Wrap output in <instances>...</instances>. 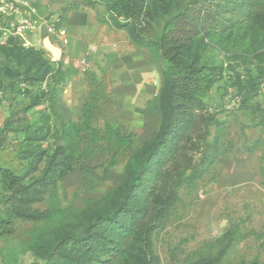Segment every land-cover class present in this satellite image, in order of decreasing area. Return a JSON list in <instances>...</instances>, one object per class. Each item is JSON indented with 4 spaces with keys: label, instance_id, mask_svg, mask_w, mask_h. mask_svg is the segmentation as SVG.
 Listing matches in <instances>:
<instances>
[{
    "label": "rangeland",
    "instance_id": "1",
    "mask_svg": "<svg viewBox=\"0 0 264 264\" xmlns=\"http://www.w3.org/2000/svg\"><path fill=\"white\" fill-rule=\"evenodd\" d=\"M29 1L34 14L0 10V165L32 187L20 209L39 217L14 214L12 191L0 175V264H46L38 253L47 256L95 216L113 212L120 188L139 168V149L160 122L164 60L154 46L127 41L126 30L112 33L116 15L108 7L117 0ZM166 2L189 19L205 12L206 28L220 19L224 0ZM72 10L95 25L77 53L68 50L66 28L60 35L44 23L59 14L65 21ZM168 18L151 21L145 39L157 40ZM232 22L196 36L201 60L221 66L223 75L203 94L212 122L186 141L174 200L152 218L156 264H264V13ZM103 35L109 40L102 42ZM44 37L62 49L61 57L44 48ZM29 46L58 60L44 81L13 59L7 62L13 74H4L5 56ZM84 103L91 104L88 114ZM67 153L70 169L52 183L42 179L50 159Z\"/></svg>",
    "mask_w": 264,
    "mask_h": 264
},
{
    "label": "trees",
    "instance_id": "2",
    "mask_svg": "<svg viewBox=\"0 0 264 264\" xmlns=\"http://www.w3.org/2000/svg\"><path fill=\"white\" fill-rule=\"evenodd\" d=\"M220 7L223 8L220 19L206 28L202 24L205 12L189 19L183 11L172 12L166 0H117L108 7V11L116 15L112 21L115 29L126 30L129 38L139 45L154 46L164 60V82L158 96L159 127L139 149V168L120 188L117 208L111 213L95 216L82 234L64 237L47 256L38 253L46 264L49 259H52L50 264H156L148 238L152 218L161 215L174 200L173 186L180 176L179 163L186 141L192 133L206 131L212 122L205 111L203 94L223 75L221 66L201 60L196 36L207 28L215 31L220 24L222 27L226 23L232 24L238 15L264 13V0H224ZM160 14L169 15V18L164 22L159 38L154 42L147 41L144 32ZM120 16L127 20L119 21ZM63 22L64 17L59 14L56 27H61ZM45 55L43 48L19 47L5 56L4 74H13L7 63L11 64L13 59L26 67L30 78L44 81L52 71V64L58 62ZM91 95L90 98L96 100L95 95ZM90 105L84 103L82 112L88 114ZM117 137L121 142L129 139L127 135ZM70 167L68 153L60 158L54 156L42 179L52 183ZM0 175L12 191L10 199L14 214L38 218L35 211L20 209L29 202L32 187L23 186L21 177L2 165ZM229 239L225 249L233 241L231 234Z\"/></svg>",
    "mask_w": 264,
    "mask_h": 264
},
{
    "label": "crops",
    "instance_id": "3",
    "mask_svg": "<svg viewBox=\"0 0 264 264\" xmlns=\"http://www.w3.org/2000/svg\"><path fill=\"white\" fill-rule=\"evenodd\" d=\"M82 15V16H81ZM62 28H66L69 34V51H74V53L79 52L81 49H83L84 47H87V43H86V34L91 31L93 28H95V25L93 23H90L87 21L86 17H85V13L82 14V12H77V11H70L67 14L66 20L62 23L61 25ZM112 33H120V31H124V30H117L114 29L112 30ZM123 33V32H122ZM124 38H126V40H130L129 36L127 34V32H124ZM126 35V36H125ZM100 40L102 42H105L107 40H109V37H106L105 35H103ZM102 53V52H101ZM135 56H130V58H134L137 57V53ZM100 57H102V54H99ZM99 60V59H97ZM134 81L129 82L130 87H134Z\"/></svg>",
    "mask_w": 264,
    "mask_h": 264
},
{
    "label": "built area",
    "instance_id": "4",
    "mask_svg": "<svg viewBox=\"0 0 264 264\" xmlns=\"http://www.w3.org/2000/svg\"><path fill=\"white\" fill-rule=\"evenodd\" d=\"M0 10L2 11H10V12H17V13H28L34 14L36 12L35 7L31 5L29 0H0ZM57 21V17L55 19L45 21L44 23L47 26V30L53 33H59L60 35H64L63 28H57L55 22ZM63 43H67L66 38H60Z\"/></svg>",
    "mask_w": 264,
    "mask_h": 264
},
{
    "label": "water",
    "instance_id": "5",
    "mask_svg": "<svg viewBox=\"0 0 264 264\" xmlns=\"http://www.w3.org/2000/svg\"><path fill=\"white\" fill-rule=\"evenodd\" d=\"M42 44L47 49L53 58H59L62 55V49L53 44L48 37H44Z\"/></svg>",
    "mask_w": 264,
    "mask_h": 264
}]
</instances>
